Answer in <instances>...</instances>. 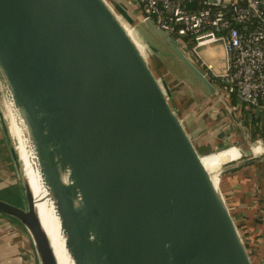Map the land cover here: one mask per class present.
Here are the masks:
<instances>
[{"label": "water", "instance_id": "95a60500", "mask_svg": "<svg viewBox=\"0 0 264 264\" xmlns=\"http://www.w3.org/2000/svg\"><path fill=\"white\" fill-rule=\"evenodd\" d=\"M146 23L214 93L176 39ZM0 82L75 264H254L221 189L248 162L216 184L165 78L107 0H0ZM19 161L24 206L0 198V213L27 230L39 264H59Z\"/></svg>", "mask_w": 264, "mask_h": 264}, {"label": "built area", "instance_id": "2783aa9c", "mask_svg": "<svg viewBox=\"0 0 264 264\" xmlns=\"http://www.w3.org/2000/svg\"><path fill=\"white\" fill-rule=\"evenodd\" d=\"M139 1L142 20H153L173 36L181 51L205 69V75L219 76L198 49L221 42L226 53V71L221 77L227 83L220 90L229 97L235 95L253 116L264 112V0ZM255 140L252 153L263 155V140L261 137ZM254 147L262 150L256 153Z\"/></svg>", "mask_w": 264, "mask_h": 264}, {"label": "crops", "instance_id": "0c3cea01", "mask_svg": "<svg viewBox=\"0 0 264 264\" xmlns=\"http://www.w3.org/2000/svg\"><path fill=\"white\" fill-rule=\"evenodd\" d=\"M128 2L135 16L140 17L143 14L141 2L139 0H129ZM119 3L121 7H124L127 2L126 0H120ZM120 9L122 10V8ZM136 10L139 11L136 13ZM130 15L133 14L130 13ZM121 22L132 38V33L129 32L126 23L122 19ZM214 86L216 91L212 93L201 84V86H197L198 92L195 96L188 97L182 94L179 99H175L174 104L202 154L205 167L208 171L218 172L221 165L223 167L229 162L240 159L242 152L238 147L231 146L229 149L218 151V155H210L209 153L215 151L219 146L223 148L225 145L239 141V139L245 140L250 136L249 123L253 115L245 104L238 99L233 102L225 92L221 91L216 85ZM200 87L205 92H202ZM262 113L259 112V115L262 116ZM254 115L259 116L258 114ZM0 132H3L2 129ZM2 138H0V158L1 156H7L8 151L7 148H4ZM257 149L261 150L260 147H257ZM5 150H7L6 153ZM225 179L224 194L233 210V214L240 222V228H243L244 234L247 233V230H244V228H247V221L243 218L245 216L243 209L246 208L250 213L249 215L257 217V221L254 220V223L258 226V228H254L257 229V233L250 232V230L248 233L253 237L255 235V239L258 237V245H263L264 222H260V220L264 221V192L258 186L257 191L261 193V196L260 194L258 196L254 184L256 182L261 184L264 180L256 173L254 165L245 166L238 172L229 171L225 175ZM5 218L6 216L0 213V264H39L34 244L27 230L17 222V225L22 226L27 232L23 233L21 229L13 225L11 220H5ZM245 238L246 240L248 238L246 234ZM247 243H249V240Z\"/></svg>", "mask_w": 264, "mask_h": 264}, {"label": "rangeland", "instance_id": "374dc122", "mask_svg": "<svg viewBox=\"0 0 264 264\" xmlns=\"http://www.w3.org/2000/svg\"><path fill=\"white\" fill-rule=\"evenodd\" d=\"M107 1L128 26L129 32L132 33V38L134 42L136 43L142 55L145 58H147L154 72L158 75L159 78H165L166 83L169 87L172 101L175 102V99L176 98L179 99V96L181 97L182 94L188 97L191 95L195 96L196 93L198 92L197 86H201L202 83L198 82L194 74L179 60L177 56H175L172 53L169 44L162 37H160L153 30H151L148 24L142 20L143 16L142 15L140 17L135 16V13H133L132 11L133 10L132 7L129 5L128 2L129 0L128 1L126 0L127 3L124 4L125 8L120 6L119 3L120 0L119 1L107 0ZM120 8H122V10ZM137 11L139 10H136V13ZM130 13L133 14L134 16L133 15L131 16ZM198 52L203 58V60L206 62V64L210 66L211 69L217 75L222 76L225 74L226 57H225L224 47L221 42L202 46L198 49ZM189 57L191 58V56ZM193 62L205 74V69L201 67L194 60ZM206 76L209 79V77L212 76V74H208ZM200 88L202 92H205L203 91L204 89H202V87ZM1 129L3 132L2 133L0 132V138L3 137L1 141L5 146L4 148H7L9 156H5L6 158L4 156L3 157L1 156L0 158V186H1L0 198L10 202L12 201V203L15 202L16 205L24 206L25 202H24L22 184L20 179V165H19L20 157H18L19 152L17 153L16 151L17 149H16L15 136L10 128V108H9L7 94L5 88L0 82V131ZM247 138L250 139L251 145L255 144L256 140L253 139L251 133L250 136H248ZM231 146L238 147L242 152V157L239 160L229 162L226 165H223L221 171L224 170V167L228 166L229 164H233L235 162H242V161L248 162L243 166L254 165V169L256 173L260 176V178L264 180V170H263L264 153L263 155L253 154L247 142V139L245 140L239 139V141H235L232 142L231 144L225 145L223 146V148L219 146L213 152L217 153L218 151H221ZM7 150H5V153ZM209 172L210 174L214 173L213 171L211 172V170ZM225 180L226 179L224 177V179L221 182V189L223 192H224ZM254 186L258 196L259 194L261 196V193L257 191V187L259 186L260 190L264 192V182H262L261 184H259V182H256ZM243 210H244L243 212L245 213V216L243 218L247 221V228H244V230H247V233L245 234L246 237H248L247 241L249 240L248 245L250 247V253L252 259L254 261V264H264V244L258 245V240H257L258 237L255 239V235L253 237L248 233L249 230L250 232H254V233L258 232L257 229H254V228H258L257 224L254 223V220L257 221L256 219L257 217L249 215L250 213L246 208H244ZM235 219L239 224L240 223L239 220H237L236 217ZM5 220H11L13 222V225H15V227L21 229L23 233L26 232L25 229L19 224L17 225V221L12 219L11 217L6 216ZM260 222H264V221L260 220ZM241 230L244 234L243 228H241Z\"/></svg>", "mask_w": 264, "mask_h": 264}, {"label": "bare ground", "instance_id": "6f19581e", "mask_svg": "<svg viewBox=\"0 0 264 264\" xmlns=\"http://www.w3.org/2000/svg\"><path fill=\"white\" fill-rule=\"evenodd\" d=\"M9 108L10 128L16 139V148L23 163L25 176L28 179L31 188L34 192L36 199V208L39 212L43 227L50 238L58 263L75 264L74 260L72 259L67 250L66 240L64 236V231L61 226L60 216L53 200L50 198L48 188L42 178L39 163L34 148L29 139L26 126L11 101H9ZM229 148L230 147L225 149ZM261 150H258L257 147H254V151L256 153L260 152ZM210 155L218 154L213 152ZM221 168L218 172H214L213 174H211L216 184H218L219 182V174Z\"/></svg>", "mask_w": 264, "mask_h": 264}, {"label": "trees", "instance_id": "16d2710c", "mask_svg": "<svg viewBox=\"0 0 264 264\" xmlns=\"http://www.w3.org/2000/svg\"><path fill=\"white\" fill-rule=\"evenodd\" d=\"M194 44H195V42H192L191 46H193ZM209 79L218 88L223 87L227 83L226 79L224 77H221V76L216 77V76L212 75V76L209 77ZM230 99H232V101L235 102V99H237V98H236L235 95H232V96H230ZM249 125H250V132H251V135H252L253 139H255L257 137H261V139L264 142V112L262 113V116H260V115L257 116V117L253 116L251 118V121H250ZM7 156H9L8 151H7ZM244 167L245 166H241V167H239L237 169H234V171H236V172L241 171V169H243ZM20 199H21V197H20Z\"/></svg>", "mask_w": 264, "mask_h": 264}]
</instances>
